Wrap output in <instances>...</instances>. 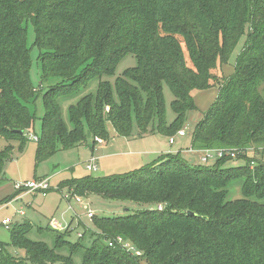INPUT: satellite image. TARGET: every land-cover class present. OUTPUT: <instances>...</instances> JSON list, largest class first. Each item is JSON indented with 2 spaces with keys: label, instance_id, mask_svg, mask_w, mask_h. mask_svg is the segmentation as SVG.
Segmentation results:
<instances>
[{
  "label": "trees",
  "instance_id": "16d2710c",
  "mask_svg": "<svg viewBox=\"0 0 264 264\" xmlns=\"http://www.w3.org/2000/svg\"><path fill=\"white\" fill-rule=\"evenodd\" d=\"M29 25L43 83L60 81L43 95L38 163L88 142V133L94 143L96 138L109 142L107 124L125 138H170L188 114L198 111L193 92L214 87L220 95L197 123L192 147L236 150L246 161L229 169L224 166L230 159L214 167L191 166L180 154H164L161 161L130 173L62 181L58 189L67 186L73 195L150 208L95 219L100 241L91 247L48 226L56 247L73 253L84 248L83 264H264V164L252 169L254 161L246 157L250 147H264V0H0V139L9 143L0 151V186L13 144L24 148L25 133L37 119L28 106L37 97ZM239 44L234 73L219 78L217 67L230 64ZM128 55L137 65L114 85L100 80L95 97L87 95L71 106L68 128L60 99L80 93L95 79L114 76ZM165 85L174 95L171 123ZM234 182H241L243 197L228 201ZM32 226L25 222L11 228L10 242H0V264H24L9 247L23 250L33 264H74L46 243L31 240ZM118 237L134 244L141 257L107 244Z\"/></svg>",
  "mask_w": 264,
  "mask_h": 264
},
{
  "label": "rangeland",
  "instance_id": "374dc122",
  "mask_svg": "<svg viewBox=\"0 0 264 264\" xmlns=\"http://www.w3.org/2000/svg\"><path fill=\"white\" fill-rule=\"evenodd\" d=\"M34 41L35 35L31 25H29L28 46L31 47L33 59L32 82L37 90V97L35 101L28 106L30 111L36 115L37 119L34 128L25 133V136L29 138V141H27L23 149H20L18 142L14 143V150L11 159L6 163L4 169L6 184L0 187V198L3 197V199L0 200V222L5 219V217L13 219V225L11 228L16 224L20 225L25 222H30V224L33 225L32 230H30L28 234V237L31 240L46 243L50 249L55 251V253L64 257H71L74 264H83L84 248L73 253L66 247H56L57 238L46 229L51 220L69 223L72 229L67 231V239L73 243L79 242L84 247H91L94 240L100 241V231L94 224L95 219L102 217H126L138 211L148 209L150 206L131 201L109 200L92 194L82 197L83 204L77 203L72 200L73 195L69 194L70 192L67 186H64L63 189H58L60 183L65 180H72L86 176L103 178L112 175L126 174L142 167H149L154 160L158 162L162 160L164 156L162 154L164 151L162 150L168 149L170 139H174L176 143L173 148L179 150L176 154H180L181 158L189 165L214 167L217 162L216 160H210L208 164L203 163L201 158L205 155V150H196L192 146L190 147V144L192 143V136L197 123L204 118V115L211 108L212 104L217 101L220 93L218 87L211 88L207 91L193 92L198 111L187 115L186 122L180 130L186 133V136L183 138L177 139L176 134L170 138L162 135H153L143 140H127L125 137L118 136L114 128L110 124H107V130L110 132L112 138L110 142L102 140V144L100 145L98 142L94 143V140L89 139L88 142L79 144L75 148L58 150L55 155L38 163L36 155L39 139L35 141L31 138V135L38 138L41 137L42 119L46 113L43 95L48 90L55 87L60 81L57 79H50L48 82L43 83L42 66L38 60L40 53L39 49L34 45ZM240 49L241 44H239L233 52L230 64L223 66L219 65L217 67L216 75L219 78H228L234 73L233 65L235 64ZM185 56L187 63L192 66L186 49ZM136 65V57L128 55L121 60L114 76H104L102 79H95L80 93L61 98L59 101L61 115L67 127L70 129L72 128L69 118V108L71 106H76L78 102L87 95L91 94L95 97L100 80L109 81L114 85L117 78L122 77L127 69L134 68ZM164 97L167 110V121L171 123L176 118L175 113L171 109L174 95L167 85L164 86ZM8 145V142L0 139V151ZM191 148L197 152L192 151ZM93 156L98 157V159H94L93 161ZM246 157L254 161L249 163L252 169L259 162L264 164V147L261 149H257L254 146L250 147L249 150H247ZM244 159L245 158L240 159L237 153L236 158L230 159L224 167L229 169L237 166H244L246 164ZM89 164L95 165L97 170H87L86 167ZM157 167L158 166L155 168ZM33 180H49L51 186L50 192L45 197L40 193L32 195L31 193H28V195L23 197L22 200L18 199L14 202L11 201L12 203L10 201L8 203L4 202L7 197H10L14 193V183ZM54 189L58 190L53 191ZM11 192L12 194L10 196L5 197ZM22 193H20V195ZM63 195H70L72 197H69L66 201ZM242 197L241 182H234L229 187L227 200L234 201ZM84 204L95 213V217L92 220L87 218V209L84 208ZM21 212H23L24 215H21ZM11 236V229H6L4 226H0V242L9 243ZM127 242L132 247H135L131 242ZM135 250L136 253H138L135 257H141L142 252L136 247ZM8 251L10 254L21 258L24 264H33L27 258L26 253L23 250L9 247Z\"/></svg>",
  "mask_w": 264,
  "mask_h": 264
},
{
  "label": "built area",
  "instance_id": "2783aa9c",
  "mask_svg": "<svg viewBox=\"0 0 264 264\" xmlns=\"http://www.w3.org/2000/svg\"><path fill=\"white\" fill-rule=\"evenodd\" d=\"M186 133L184 131H179L177 133L176 137H185ZM31 138L37 141L39 138L36 136H32ZM98 143H102V140L96 138L95 140ZM175 141L174 139H170V144H174ZM192 151H196L191 148ZM197 152V151H196ZM205 155L201 158V161L203 163H209L210 160L213 161H218L221 159H233L236 158L237 156V151L236 150H229V149H211V150H205L204 151ZM94 161V159H92ZM87 170L93 171L97 170V167L95 165H87ZM50 183L49 180H33V181H28V182H17L14 184V189L15 191H23L31 194H36L40 193L42 196H46L49 191H50ZM71 194V193H69ZM73 195V194H72ZM64 199L67 201L69 197H72L70 195H63ZM83 198L77 195H73L72 200L76 201L77 203H82L83 204ZM84 208L87 209V218L88 219H93L95 217V213L91 211L87 205L84 204ZM71 209V207H70ZM21 215H24L23 212L20 213ZM13 225V219L10 218H5L0 222V226H4L6 229H11V226ZM53 230L59 231V232H66L69 229H72L69 223H63L59 222L56 220H51L50 225H49ZM81 236V234H80ZM107 244L110 247H116L119 246L121 249L125 250L126 252L132 254L133 256L138 255L136 253L135 247H132L125 239L118 237L115 240H109L107 241ZM142 255V253H141ZM138 257V256H137Z\"/></svg>",
  "mask_w": 264,
  "mask_h": 264
},
{
  "label": "crops",
  "instance_id": "0c3cea01",
  "mask_svg": "<svg viewBox=\"0 0 264 264\" xmlns=\"http://www.w3.org/2000/svg\"><path fill=\"white\" fill-rule=\"evenodd\" d=\"M195 99V98H194ZM195 102H196V99H195ZM153 135H158V134H149V135H146V136H144V137H142V138H139V137H134V138H126L127 140H143V139H145V138H148V137H150V136H153ZM161 136V135H160ZM179 138H183V137H177V139H179ZM111 140H112V138H111ZM110 140V141H111ZM109 141V142H110ZM170 142V141H169ZM98 144H102V143H98ZM175 144L176 143H174L173 145H170V143H169V147H168V149H166V150H162V151H164V152H162V154L164 155V154H176L177 152H179V150L177 149V148H173L174 146H175ZM192 146V143L190 144V147ZM181 150H182V148H181ZM92 159H98V157H96V156H93V158ZM154 161H156V160H154ZM152 163V162H151ZM40 179V178H39ZM17 183V182H16ZM6 184V182L4 183V184H2L0 187H2L3 185H5ZM15 184V183H14ZM14 184H13V187H14ZM16 191L14 190V193H15ZM13 193V194H14ZM12 194V192L11 193H9V194H7L5 197H7V196H10ZM12 194V195H13ZM26 195H28V193L27 192H24V193H22L20 196H18L15 200H18V199H23V197H25ZM32 195V194H31ZM4 197V198H5ZM1 199H3V197L2 198H0V200ZM15 200H13L12 202H14ZM11 202V203H12ZM10 205V204H9ZM5 218H9V217H5ZM50 221V220H49ZM49 225H50V222H49Z\"/></svg>",
  "mask_w": 264,
  "mask_h": 264
},
{
  "label": "water",
  "instance_id": "95a60500",
  "mask_svg": "<svg viewBox=\"0 0 264 264\" xmlns=\"http://www.w3.org/2000/svg\"><path fill=\"white\" fill-rule=\"evenodd\" d=\"M90 137H91V135H90V133H88V138L90 139ZM188 215L193 216L194 214H192V213H188Z\"/></svg>",
  "mask_w": 264,
  "mask_h": 264
}]
</instances>
